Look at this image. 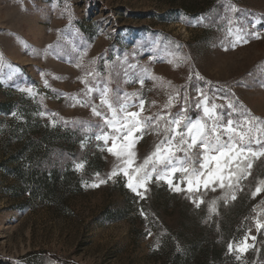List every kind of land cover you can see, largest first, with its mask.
<instances>
[{
  "label": "rangeland",
  "instance_id": "obj_1",
  "mask_svg": "<svg viewBox=\"0 0 264 264\" xmlns=\"http://www.w3.org/2000/svg\"><path fill=\"white\" fill-rule=\"evenodd\" d=\"M0 56V264H264V156L238 188L174 191L153 173L141 198L123 172L142 165L163 133L147 128L126 149L134 155L118 159L107 150L111 138L96 139L115 133L92 111L107 113L99 97L107 86L113 101L142 98L144 117L185 108L203 122L201 89L224 106L217 111L229 113L230 101L264 122V0H0ZM82 79L97 91L86 96ZM238 113L231 119L242 120ZM68 133L78 141L71 171L79 187L55 200L32 194L19 168L67 162L57 149L46 157L39 142L63 143ZM95 159L102 171L88 169ZM123 188L140 208H128ZM246 236L251 247L238 251Z\"/></svg>",
  "mask_w": 264,
  "mask_h": 264
},
{
  "label": "snow or ice",
  "instance_id": "obj_2",
  "mask_svg": "<svg viewBox=\"0 0 264 264\" xmlns=\"http://www.w3.org/2000/svg\"><path fill=\"white\" fill-rule=\"evenodd\" d=\"M229 32L231 33V29ZM253 35L259 38L258 33ZM239 39L241 37H237V40ZM86 75H92V73ZM197 77L200 78L198 74ZM138 82L141 85L144 83L143 79ZM45 83L47 86V82ZM82 83H85L86 86V96L97 91L95 87L89 85L87 80L82 79ZM109 92L107 86L99 90L100 105L107 108V113L99 111L95 105L92 106V111L94 115L102 117L104 124L111 132L115 133L114 137H109L108 133H102L96 137L98 140L103 139L105 144L108 143V139H112V144L107 148L110 154L118 159L130 158L134 153L126 151V149L134 145L147 128L163 133V139L155 146L154 151L145 158L142 165L134 168L131 173L127 170L123 172L128 177L126 186L141 198L144 196L138 191V188L143 187L145 182L152 178L153 173H156L157 180H165L174 191L185 190L180 188V184H184L187 191H198L201 185L208 188L209 182L214 185L218 184L221 188H238L240 181L250 174L253 159L264 156V122H261L259 117L252 116L246 109L244 113H238L237 108L230 101L227 104V108L230 109L229 113L217 111L218 108L224 106L215 103L209 104L208 96L201 89H197V95L201 99L196 107L202 109L203 122L201 118L192 120L187 117L185 108H182L180 113L175 116L171 112H164L162 114L157 113L155 116L144 117L142 113L145 101L142 98L132 94L136 98L129 102V94L125 93L123 94L124 98L118 95L113 101L109 98ZM65 95L67 96V94ZM70 98L76 103L84 104L86 102L75 96ZM220 98L227 99V97ZM173 99L174 97L170 95L168 103L164 105L165 109L171 106ZM240 107L243 108V105ZM232 113L240 114L242 120L234 121L231 119ZM13 115L16 114L13 113ZM40 115L43 116L45 113H40ZM47 115L51 117L57 114L50 113ZM225 115L229 117L226 121L224 120ZM161 121L164 122L163 128L160 127ZM129 137L132 139L129 140ZM253 144L256 145L255 148ZM196 149H198V152L195 153L196 159H193ZM177 153L182 155H177ZM190 165H198V167H190ZM77 167H82V165H77ZM178 172L181 175L177 181L176 174ZM117 174L118 170L114 169L109 178ZM169 176L172 178L169 179ZM134 178L135 184L133 183ZM104 182L103 180L100 181V183ZM144 191L146 192L147 189L145 188ZM260 191L261 188L257 187L253 196ZM231 198L235 199L234 192H232ZM193 202L195 203V201ZM261 227L264 225L257 221V228ZM247 239L246 236L245 240L241 242L243 246L237 248L238 251H244L246 247H251V245L246 244ZM252 239L254 240L255 237ZM228 247L229 251L233 250L232 244H229Z\"/></svg>",
  "mask_w": 264,
  "mask_h": 264
},
{
  "label": "trees",
  "instance_id": "obj_3",
  "mask_svg": "<svg viewBox=\"0 0 264 264\" xmlns=\"http://www.w3.org/2000/svg\"><path fill=\"white\" fill-rule=\"evenodd\" d=\"M72 134H66V138H62L63 143L57 144V142L53 139L48 141L47 137L41 138L39 142L42 144V147H39L41 151H46V157H49L52 153H54L55 149L61 152L62 157L67 158V162L62 164L61 161L57 160L54 165L43 166L40 164L37 166L35 171L25 172V167L22 166L19 168L23 174L27 175L24 177L25 183L30 185L31 183L34 184V187L31 188L32 194L37 196H42L45 199L55 200L56 198H61L65 196L67 193L76 191L79 187L78 181L76 180L75 174L71 171L72 160L74 159L75 155V145L78 141H74L75 138H72ZM71 137V138H70ZM46 144V147H45ZM46 148L47 150H45ZM40 149L31 150L30 151V160L36 159L39 155H41ZM99 165V166H98ZM98 166V167H97ZM95 169L97 171H102V163L99 159H95L89 163L88 169ZM31 170V169H30ZM36 179V181H33ZM31 187V186H30ZM124 196L128 199V208H135L136 210L140 208L138 204V198L134 196L128 189H122ZM146 212L148 213V207H143ZM255 210L251 208L247 212V217L245 218L244 225L248 226V228H253L255 225ZM243 223V222H242ZM254 235V232L251 233ZM57 263L60 264H71L69 262H62L60 259L54 257Z\"/></svg>",
  "mask_w": 264,
  "mask_h": 264
}]
</instances>
